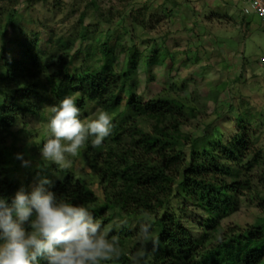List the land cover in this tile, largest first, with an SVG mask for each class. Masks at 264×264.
<instances>
[{
  "label": "trees",
  "instance_id": "obj_1",
  "mask_svg": "<svg viewBox=\"0 0 264 264\" xmlns=\"http://www.w3.org/2000/svg\"><path fill=\"white\" fill-rule=\"evenodd\" d=\"M18 4V0H0V88L4 94L12 88L13 93L0 94V196L11 201L21 187L29 191L33 183L46 177L53 181L50 190L58 197L88 207L95 218L115 211L125 219L147 220L160 243L153 252L151 242H144L148 255L142 264H262L264 253L254 246L264 243V226L224 233L221 224L250 185L251 181L246 184L243 179L245 171L259 163L257 158L245 161L246 137L236 135L226 143L205 133L183 143L171 134L147 133L140 125L141 117L180 111L181 102L164 96L144 101L133 94L131 76L115 71L118 56L109 38L100 47L102 65L88 59L79 64L72 53L79 39L50 35L44 41L36 32V21L29 27L19 20ZM9 32L10 40L4 39ZM13 36L15 49L10 51ZM81 37L88 39L84 33ZM127 86L131 90L128 99L117 105ZM70 94L75 96L82 121L83 113L93 105L112 117L114 128L106 142L98 148L90 142L94 161L89 156L82 158L103 190L104 199L98 206L96 192L73 173L42 162L29 161L24 166L16 158L22 154L26 160L27 152H39L46 142L45 133L41 143L35 141L40 134L29 127V121L45 120V107L57 105ZM119 117H126L125 122ZM112 143L120 152L109 147L107 157L113 156L115 163H109L101 151ZM177 199L186 202L183 213L191 205L209 214L200 238L190 234L176 213L173 204ZM113 235L119 236L125 255L111 263L132 264L127 252L139 247L133 243L130 228ZM39 264L45 261L40 259Z\"/></svg>",
  "mask_w": 264,
  "mask_h": 264
},
{
  "label": "rangeland",
  "instance_id": "obj_2",
  "mask_svg": "<svg viewBox=\"0 0 264 264\" xmlns=\"http://www.w3.org/2000/svg\"><path fill=\"white\" fill-rule=\"evenodd\" d=\"M18 1L19 20L29 27L33 26L31 21H36V32L44 41L50 35L79 39L72 52L79 64L88 59L93 65H102L100 47L109 38L118 56L115 71L131 76L133 94L144 101L164 96L181 102L180 111L141 117L140 125L147 133L171 134L183 143L205 133L226 143L236 135L245 136L249 144L245 161L257 158L259 163L245 171L243 179L246 184L251 181L250 185L221 224L224 233L264 226V67L260 64L264 58V26L250 4L244 0ZM245 9L249 10L248 15ZM83 33L87 40L82 39ZM10 38V32L4 35V39ZM14 42L15 36L10 51L15 49ZM1 89L0 94L13 95L12 88L4 90L10 94ZM130 92L127 86L117 105L121 106ZM98 110L91 106L83 113V121L96 119ZM50 112L46 106L45 120L29 121V127L39 131L35 140L38 143L42 133L47 134L46 140L51 136L47 119ZM125 120L126 117H119L121 123ZM90 142L91 137L78 156L68 157L72 164L64 170L89 183L90 190L97 194L98 206L104 199L103 190L82 159L89 156L94 161ZM109 147L117 154L118 145L106 144L101 149L104 158L115 163L113 156L107 157ZM26 160L62 170L44 161L40 151L27 152ZM185 205L184 200L177 199L173 207L183 217L190 234L198 239L204 234L209 214L191 205L183 213ZM96 219L109 228V236L129 227L137 247L141 245L139 224L149 222L125 219L115 211ZM254 249L264 253V243L256 244ZM133 252H127L130 258Z\"/></svg>",
  "mask_w": 264,
  "mask_h": 264
},
{
  "label": "clouds",
  "instance_id": "obj_3",
  "mask_svg": "<svg viewBox=\"0 0 264 264\" xmlns=\"http://www.w3.org/2000/svg\"><path fill=\"white\" fill-rule=\"evenodd\" d=\"M48 122L51 136L40 149L44 161L67 169L91 139L94 148L112 134L110 114L98 110L97 118L85 123L75 96H65L50 107ZM17 159L28 166L22 154ZM53 181L40 178L30 191L20 188L9 201L0 196V264H108L125 255L118 235L109 236V228L94 217L88 207L68 202L50 190ZM150 222L139 224L142 243L131 254L132 264H142L148 255L144 242H151L152 251L159 248Z\"/></svg>",
  "mask_w": 264,
  "mask_h": 264
},
{
  "label": "built area",
  "instance_id": "obj_4",
  "mask_svg": "<svg viewBox=\"0 0 264 264\" xmlns=\"http://www.w3.org/2000/svg\"><path fill=\"white\" fill-rule=\"evenodd\" d=\"M244 1L251 5V8L254 11V13L262 19L264 26V0H244ZM245 13L248 15L249 10L245 9ZM260 64L264 67V58L261 60Z\"/></svg>",
  "mask_w": 264,
  "mask_h": 264
}]
</instances>
